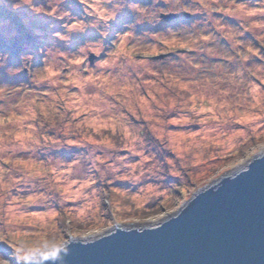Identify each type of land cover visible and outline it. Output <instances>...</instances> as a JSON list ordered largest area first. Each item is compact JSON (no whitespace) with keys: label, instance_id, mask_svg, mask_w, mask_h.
I'll return each instance as SVG.
<instances>
[{"label":"rangeland","instance_id":"1","mask_svg":"<svg viewBox=\"0 0 264 264\" xmlns=\"http://www.w3.org/2000/svg\"><path fill=\"white\" fill-rule=\"evenodd\" d=\"M0 7V264L157 227L264 154V0Z\"/></svg>","mask_w":264,"mask_h":264},{"label":"water","instance_id":"2","mask_svg":"<svg viewBox=\"0 0 264 264\" xmlns=\"http://www.w3.org/2000/svg\"><path fill=\"white\" fill-rule=\"evenodd\" d=\"M70 238L28 264H264V154L200 190L157 227H116L87 242Z\"/></svg>","mask_w":264,"mask_h":264},{"label":"trees","instance_id":"3","mask_svg":"<svg viewBox=\"0 0 264 264\" xmlns=\"http://www.w3.org/2000/svg\"><path fill=\"white\" fill-rule=\"evenodd\" d=\"M1 5H3V4H1ZM0 11L2 12V11H8V12H10V14H11V11L9 10V9H7V8H5V7H0ZM20 43H18V45H19ZM19 46H17V48H18ZM22 47V46H21ZM19 49V48H18ZM18 49H17V51H18ZM22 49V48H21Z\"/></svg>","mask_w":264,"mask_h":264},{"label":"flooded vegetation","instance_id":"4","mask_svg":"<svg viewBox=\"0 0 264 264\" xmlns=\"http://www.w3.org/2000/svg\"><path fill=\"white\" fill-rule=\"evenodd\" d=\"M181 18V17H180Z\"/></svg>","mask_w":264,"mask_h":264}]
</instances>
